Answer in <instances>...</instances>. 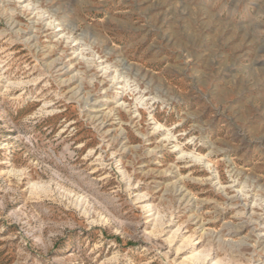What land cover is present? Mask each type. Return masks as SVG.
Returning a JSON list of instances; mask_svg holds the SVG:
<instances>
[{
	"label": "rangeland",
	"instance_id": "obj_1",
	"mask_svg": "<svg viewBox=\"0 0 264 264\" xmlns=\"http://www.w3.org/2000/svg\"><path fill=\"white\" fill-rule=\"evenodd\" d=\"M0 264H264V0H0Z\"/></svg>",
	"mask_w": 264,
	"mask_h": 264
}]
</instances>
